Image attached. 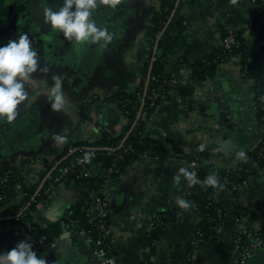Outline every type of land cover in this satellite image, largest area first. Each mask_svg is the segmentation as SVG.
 Segmentation results:
<instances>
[{
	"label": "crops",
	"instance_id": "crops-1",
	"mask_svg": "<svg viewBox=\"0 0 264 264\" xmlns=\"http://www.w3.org/2000/svg\"><path fill=\"white\" fill-rule=\"evenodd\" d=\"M63 0H0V44L27 32L38 52L35 71L25 80L28 92L17 106L12 121L0 119V181L16 165L22 164V181L11 184L0 197V211L18 205L23 185L38 182L45 169L44 160L53 161L64 141L56 135L71 134L76 140L98 139L102 128L121 133L126 116L115 102L106 99L118 90H134L140 67L147 57V29L159 10V0H97L91 19L112 34L108 42L77 41L44 22V8L59 9ZM187 19L186 35L168 59L166 68L178 81L186 82L192 61L210 52L222 31L245 27L249 14L235 0H199L182 10ZM248 46L255 52L264 45L261 36L247 34ZM59 83L64 96L61 109L51 107L53 85ZM92 118L82 121L79 106L91 97ZM254 106L253 81L247 78L240 59L218 65L216 73L196 84L191 108L172 91L148 121L145 134L161 141L169 154L160 163L151 154H142L125 171L106 184L110 221L111 264H148L150 221L162 210L173 208L177 197L190 187L178 170L190 165L189 155L199 163L229 168L241 159L240 150L252 149L261 140L262 125ZM203 145V149L199 148ZM98 167L95 168L97 171ZM179 174V182L174 175ZM82 190L73 184L59 183L44 202L37 205L26 223L0 221V252L26 239L62 216ZM226 210L216 239L195 240L193 257L202 264H228L233 255V240L247 223L234 217L237 205L254 214L253 226L264 229V166L238 191H227L218 198ZM199 221L196 206L186 208L181 218L168 222L156 238L152 264H184L190 258L187 240ZM95 246L73 237L67 230L58 245L49 249V264H97ZM244 264H264V238L254 256Z\"/></svg>",
	"mask_w": 264,
	"mask_h": 264
},
{
	"label": "trees",
	"instance_id": "trees-1",
	"mask_svg": "<svg viewBox=\"0 0 264 264\" xmlns=\"http://www.w3.org/2000/svg\"><path fill=\"white\" fill-rule=\"evenodd\" d=\"M159 10L151 17L150 27L147 29V57L140 67V79L134 90H118L106 99L115 102L118 109L126 116L127 123L121 133L114 135L111 131L102 128L101 134L95 140H76L71 134L63 137L62 151L53 161L44 160L45 169L42 171L38 182L31 186L23 185L24 196L18 205L0 211V221H14L26 223L36 210L38 203L44 202L51 189L59 184L55 181L63 173L66 166L70 170L63 173L64 183L73 184L82 190L79 199L67 206L60 218L51 222L38 231H29L28 239H34L46 234L49 238H59L67 230L77 237L80 229H92L95 238L99 229L88 217V209L92 205V193L105 182L107 176L115 177L131 167V165L144 153L151 154L162 160L169 154L168 149L161 141L148 137L145 134L149 117L156 107L165 99L170 98L171 92L176 91L182 97V104L191 108L196 84L216 73L219 64L232 58H239L243 73L253 81L254 106L257 120L263 129L261 140L252 149L246 151L247 159H240L236 165L224 168L214 164H204L195 168L197 182L190 185L182 196L189 201V207L196 206L199 221L196 230L203 233V238L216 239L220 224L224 221L226 210L218 202V198L227 191H238L260 167L264 166V45L258 51H251L248 46L247 35L261 36L264 33V0H235L249 14L245 27L229 31L224 30L220 39L214 43L210 52L192 61L184 62L189 66L190 76L184 83L177 80L173 73L166 68L170 53L175 50L186 35L187 19L182 10L185 5L193 4L199 0H159ZM204 1V0H203ZM233 35L235 41L229 49L225 48L223 41ZM159 92L154 97V92ZM96 98L93 96L79 106V115L82 121L92 118V106ZM93 151L94 157L84 161V166L73 164L76 157L83 156ZM191 161L199 160V156L189 155ZM115 163V165H113ZM73 164V165H72ZM92 174L83 175L87 168H96ZM116 171L108 173L110 167ZM22 164L16 165L0 181V197L5 194L11 184L22 181L20 177ZM210 173H215L219 184L217 186L205 184V179ZM222 185V187H221ZM207 187V190H205ZM205 191V193H204ZM186 208L176 204L173 208L157 212L152 220L157 226L149 233L150 253L147 255L148 264L154 253V245L158 235L165 229L168 222L181 218ZM234 217L246 221V229L237 238L240 245H248L255 235L264 238V229L255 228L252 224L254 214L246 206L239 204L234 209ZM110 225V221L108 223ZM250 234V235H249ZM198 235L194 234L187 240V249L190 258L184 264H202L193 257V248ZM105 245L112 243L110 234L103 239ZM241 250V249H239ZM238 254V252H237ZM234 255V254H233ZM180 264V263H178ZM234 264H240L236 262Z\"/></svg>",
	"mask_w": 264,
	"mask_h": 264
},
{
	"label": "clouds",
	"instance_id": "clouds-1",
	"mask_svg": "<svg viewBox=\"0 0 264 264\" xmlns=\"http://www.w3.org/2000/svg\"><path fill=\"white\" fill-rule=\"evenodd\" d=\"M96 7H98L97 0H63L59 9L44 8V22L60 29L66 38L74 37L77 41L108 42L112 39V34L107 28L99 27L90 18L92 10ZM37 64L38 52L27 32L16 38H10L5 44H0V119L12 121L15 118L17 106L28 95L25 80L36 70ZM63 103L64 96L57 82L53 85L51 107L53 110H58L62 108ZM55 139L63 142L66 138L56 135ZM203 147L199 145L200 149ZM237 156L247 159L244 150H240ZM84 159H89V156L86 154ZM178 172L183 174L190 185L197 182L195 171L181 167ZM173 179L179 182L181 176L176 174ZM204 182L212 186L219 184L215 173H210ZM177 204L182 208L189 207V201L183 197H177ZM0 264H47V261L37 255L28 239H23L17 241L15 246L7 251L0 252Z\"/></svg>",
	"mask_w": 264,
	"mask_h": 264
},
{
	"label": "built area",
	"instance_id": "built-area-1",
	"mask_svg": "<svg viewBox=\"0 0 264 264\" xmlns=\"http://www.w3.org/2000/svg\"><path fill=\"white\" fill-rule=\"evenodd\" d=\"M234 41H235L234 36L229 35L224 39L223 44L225 48L229 49ZM158 95H159V92L155 91L153 96L158 97ZM150 118L151 117H149L148 121L150 120ZM87 155L89 157H94L95 153L93 151H90L87 153ZM84 161L85 159L83 156H78L76 157L73 164L84 166ZM113 165H115V163ZM190 165L197 168L200 165V163L198 162V160H193L190 162ZM69 170H70V167L66 166L63 169V173L65 174ZM93 171H94V168L90 167V168H87L82 173L83 175L87 176L89 174H92ZM108 171H109L108 173H111V172L116 171V169L112 166L108 169ZM63 173L61 175H58L55 178V181L59 183H63L64 182ZM110 178H111L110 176H107L102 186L99 187L94 193H92V196H91L92 205L88 209V217H89L88 220H90L91 222H94L97 228L99 229L97 237L95 238V235H93L92 229L83 228L77 231V238L86 239L88 240V242L90 241L91 243L94 244L95 246L94 254L97 259V264H111L112 263V257L110 254L111 253L110 245L109 246L105 245V243L103 242V239L110 234V225H108L109 220H110L109 213H108L109 205H108V200L106 197L107 196L106 195V184ZM208 185L209 184H207V186ZM238 220H241V219H238ZM156 226H157L156 221L151 220L150 227L153 229ZM241 233L238 234L233 240V254L234 255H232L228 264H234L236 262H239L240 264L246 263L248 259L254 256V253L257 250V247L259 248L263 243V238L260 235H255L248 245H244V244L240 245L237 238L241 235ZM194 234H196V236L198 235V237L200 238H203V233L200 232L199 230H196ZM26 239H28V236ZM28 240L31 242L32 247L36 251L37 255L44 257L46 261H47L48 250L58 245V238H49L46 234L41 235V237L34 238V239H28ZM47 264H49L48 261H47Z\"/></svg>",
	"mask_w": 264,
	"mask_h": 264
},
{
	"label": "rangeland",
	"instance_id": "rangeland-1",
	"mask_svg": "<svg viewBox=\"0 0 264 264\" xmlns=\"http://www.w3.org/2000/svg\"><path fill=\"white\" fill-rule=\"evenodd\" d=\"M247 25V24H246ZM248 34V32H246V35ZM144 154H148V153H144ZM198 162H199V160H198ZM96 167H99V166H96ZM195 170V169H194ZM94 171H95V168H94ZM205 190H207V188L205 189ZM204 193H205V191H204ZM195 206V205H194Z\"/></svg>",
	"mask_w": 264,
	"mask_h": 264
}]
</instances>
